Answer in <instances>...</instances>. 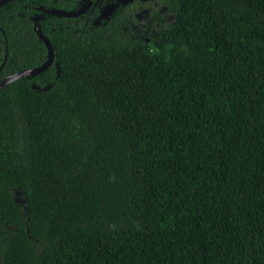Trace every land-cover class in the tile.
I'll list each match as a JSON object with an SVG mask.
<instances>
[{
	"label": "trees",
	"instance_id": "obj_1",
	"mask_svg": "<svg viewBox=\"0 0 264 264\" xmlns=\"http://www.w3.org/2000/svg\"><path fill=\"white\" fill-rule=\"evenodd\" d=\"M85 1L0 6V264H264V0Z\"/></svg>",
	"mask_w": 264,
	"mask_h": 264
},
{
	"label": "water",
	"instance_id": "obj_2",
	"mask_svg": "<svg viewBox=\"0 0 264 264\" xmlns=\"http://www.w3.org/2000/svg\"><path fill=\"white\" fill-rule=\"evenodd\" d=\"M8 0H0V6L3 5L5 2ZM132 0H113L107 4H105L99 11L98 16L94 20L95 23H98L100 19L106 18L116 7L120 5H125L126 3H129ZM91 0H86L78 9L76 10H66V9H51L50 13L56 14L58 16H76L79 15L83 12H85L88 7L91 5ZM35 31L37 35L44 41L46 48H47V58L45 61L40 63L39 65L33 66V67H28V68H23L18 71H15L11 75H9L4 81L0 83V86L17 78L20 77L21 75H26L29 73H38L45 69L53 60V51L51 44L48 40V38L41 32L39 24H35L34 26Z\"/></svg>",
	"mask_w": 264,
	"mask_h": 264
},
{
	"label": "rangeland",
	"instance_id": "obj_3",
	"mask_svg": "<svg viewBox=\"0 0 264 264\" xmlns=\"http://www.w3.org/2000/svg\"><path fill=\"white\" fill-rule=\"evenodd\" d=\"M165 0H132L129 3L130 7L127 8L128 15L131 19V25L136 27L144 18L153 10H162ZM125 4V5H126ZM16 200L24 205L26 202L25 196L18 189L13 191Z\"/></svg>",
	"mask_w": 264,
	"mask_h": 264
}]
</instances>
